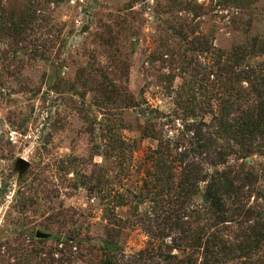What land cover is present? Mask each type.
Segmentation results:
<instances>
[{
    "label": "rangeland",
    "instance_id": "374dc122",
    "mask_svg": "<svg viewBox=\"0 0 264 264\" xmlns=\"http://www.w3.org/2000/svg\"><path fill=\"white\" fill-rule=\"evenodd\" d=\"M223 173L264 214V0H0V264H172ZM230 219L220 263L264 264Z\"/></svg>",
    "mask_w": 264,
    "mask_h": 264
},
{
    "label": "trees",
    "instance_id": "16d2710c",
    "mask_svg": "<svg viewBox=\"0 0 264 264\" xmlns=\"http://www.w3.org/2000/svg\"><path fill=\"white\" fill-rule=\"evenodd\" d=\"M23 23H14L12 26V30H15L16 27L22 29ZM111 43V42H109ZM252 112L250 107L243 113L244 117H248V115ZM242 118V117H241ZM254 124L253 119H248L242 122L241 132L243 135L251 137L253 133H257L252 129ZM254 128V127H253ZM242 134H239L243 140H246ZM224 156V155H223ZM189 169L194 170L193 172H188L186 179L184 182H187V185H190L191 188L195 187L198 181L204 179V177L200 176V172H196V167L190 166ZM163 174H166V171H163ZM218 177L213 180L211 186L209 187L208 192L205 195L206 201L209 204V209L214 213L215 219L218 221H214L213 223L206 224L205 227L200 225V220L195 222H189L187 219L189 217L187 214L188 209H174L166 211V214H170L173 220L169 222V216H166L167 226L171 224L175 231H181L183 234L185 232L188 233L186 237L187 244L190 248L193 249V254L186 256L183 259H179L177 256L171 257L173 262L172 264H194L196 261L194 259V255L198 254L201 249H204V264H221L220 259L223 260L226 255L230 254L233 248H230L229 242L223 239V235L216 232V228L219 225H224L226 222H238L237 220H231V216H244L245 221L241 222L244 224L246 222H250L254 219V225L250 227L252 230V234H250L247 240L244 242V247L240 252L245 253L248 252V256L251 253L264 243V214L258 213L256 215H252L250 211H244L241 207L234 209V206L239 204L238 202V187L234 186V182L231 177L227 173L218 174ZM170 181V178H166V184ZM180 197V196H179ZM238 213V214H237ZM236 217V216H235ZM238 218V217H237ZM174 223V224H172ZM214 229L213 233L209 234V231ZM66 244V243H64ZM67 245V244H66ZM229 256V255H228ZM249 260H252L251 256ZM116 264V263H109ZM197 264V263H196Z\"/></svg>",
    "mask_w": 264,
    "mask_h": 264
},
{
    "label": "water",
    "instance_id": "95a60500",
    "mask_svg": "<svg viewBox=\"0 0 264 264\" xmlns=\"http://www.w3.org/2000/svg\"><path fill=\"white\" fill-rule=\"evenodd\" d=\"M20 162L23 164L24 167L29 166V162L26 161L25 159H21ZM42 236H43V234L38 233V237H42Z\"/></svg>",
    "mask_w": 264,
    "mask_h": 264
}]
</instances>
